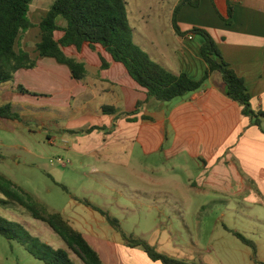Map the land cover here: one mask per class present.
Segmentation results:
<instances>
[{
    "label": "crops",
    "instance_id": "obj_1",
    "mask_svg": "<svg viewBox=\"0 0 264 264\" xmlns=\"http://www.w3.org/2000/svg\"><path fill=\"white\" fill-rule=\"evenodd\" d=\"M181 1L176 0L170 9L166 33L163 24L148 15L152 8L139 10L138 21L131 27L134 43L171 73L198 81L208 70L201 55L204 38L188 32L195 27L207 30L224 61L244 80L253 110L264 113V0H230L231 25L225 21L227 0H201L199 7L185 5L178 15L184 36L177 34L172 21ZM36 11L38 26L48 10ZM57 24L67 27L63 18ZM34 29L39 28L22 36L20 47L37 59V67L15 73L14 85L6 90L13 93L9 104L36 102L41 107L69 109L71 120L64 133L72 136L71 151L92 156L105 167L107 178L126 172L144 188L197 187L203 205L221 204L223 197L241 210H250L248 214L236 211L252 226L250 232L228 227L225 231L253 238L257 257L250 261L264 263V118L258 126L246 117L243 106L227 95L218 72L210 75L203 89L185 97L167 103L148 99L146 89L101 45L96 50L87 43L81 50L63 49L85 66L84 79H75L69 66L55 58L39 57L36 47L35 53L30 52L28 35ZM63 34L56 32V40ZM40 41L41 34L35 46ZM101 56L108 64L106 69ZM20 86L29 93L19 91ZM93 171H99L96 164ZM84 208L89 211L86 227L76 217L67 221L83 234L104 264H161L151 261L142 249L127 247L118 232L100 225L103 216L99 212ZM93 221L98 223L96 228L89 225ZM249 250L245 255L251 258Z\"/></svg>",
    "mask_w": 264,
    "mask_h": 264
},
{
    "label": "rangeland",
    "instance_id": "obj_2",
    "mask_svg": "<svg viewBox=\"0 0 264 264\" xmlns=\"http://www.w3.org/2000/svg\"><path fill=\"white\" fill-rule=\"evenodd\" d=\"M126 1L131 27L138 21L139 10L152 8L148 13L151 20L161 22L164 33L168 31L170 9L176 0ZM53 2L35 0L31 5L32 21L39 19L37 9L47 11ZM28 36L30 52L35 53L34 42L39 40L40 30L34 29ZM13 83L0 86V108L13 103L12 91H6ZM12 106L15 119L0 118V175L33 196L38 206L49 213H60L66 220L76 217L86 227L89 211L84 206L89 203L117 220L124 234L142 239L170 257L197 264H257L250 261L257 253L225 231L228 227L250 232L252 226L236 213L248 214L250 210H241L236 202L223 197L221 204L203 205L197 187L184 188L181 184L174 188H144L126 172L107 178L105 167L92 156L71 151L72 136L64 133L71 120L69 109L41 107L36 102ZM94 164L98 172L93 171ZM0 217L22 224L33 237L54 249L68 250L59 235L19 205L0 206ZM101 220L100 225L117 232L105 216ZM89 225L96 228L98 223ZM246 250L252 252L251 258L245 255ZM69 252L75 264H84ZM0 264L45 263L18 241L0 236Z\"/></svg>",
    "mask_w": 264,
    "mask_h": 264
},
{
    "label": "trees",
    "instance_id": "obj_3",
    "mask_svg": "<svg viewBox=\"0 0 264 264\" xmlns=\"http://www.w3.org/2000/svg\"><path fill=\"white\" fill-rule=\"evenodd\" d=\"M35 0H0V86L11 82L21 69H34L37 59L20 47L24 34L38 27L41 41L36 44L39 57L55 58L59 63L69 66L75 79H84L85 66L68 57L64 48L76 47L81 50L87 43L92 50L101 45L115 61L122 63L130 76L147 91L148 99L162 103L185 97L204 88L212 73L218 72L225 84L226 93L232 100L243 106V114L254 124L261 126L264 113H257L251 106V96L244 80L226 63L213 36L205 29L193 28L191 35L204 38L201 55L208 64V70L201 80H193L187 74L175 75L155 63L149 55L133 41L126 0H54L47 14L38 26L30 17L31 5ZM201 0H182L173 13V26L178 35L184 36L178 25V15L185 5L199 7ZM228 2L226 23L231 25L233 7ZM58 18L67 22L66 28L57 24ZM62 31L61 39L56 40L55 33ZM187 34V33H186ZM103 69L108 67L101 56ZM19 91L29 93L22 86ZM142 103L138 105L140 108ZM138 108V109H139ZM13 106L6 104L0 108V118L15 119ZM137 109V112H138ZM101 215L121 234L127 247L142 249L149 259L161 264H197L170 257L158 252L155 247L142 239L127 236L121 230L117 220L112 219L102 209L85 203ZM19 205L27 210L33 219L46 224L63 240L67 249H54L33 237L22 224L0 217V236L9 241L16 240L29 252L45 264H75L70 252L77 255L84 264H104L99 253L90 245L81 232L76 230L60 213H49L38 206L33 196L15 185L7 177L0 175V206ZM245 246L254 252L255 242L241 233L232 231ZM257 264H264L256 261Z\"/></svg>",
    "mask_w": 264,
    "mask_h": 264
},
{
    "label": "built area",
    "instance_id": "obj_4",
    "mask_svg": "<svg viewBox=\"0 0 264 264\" xmlns=\"http://www.w3.org/2000/svg\"><path fill=\"white\" fill-rule=\"evenodd\" d=\"M61 161V160H60Z\"/></svg>",
    "mask_w": 264,
    "mask_h": 264
}]
</instances>
